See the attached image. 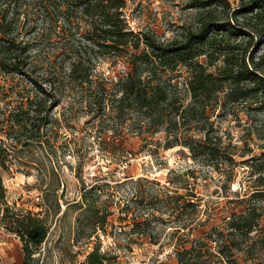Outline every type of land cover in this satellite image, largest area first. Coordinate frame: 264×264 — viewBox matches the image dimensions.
<instances>
[{
	"label": "trees",
	"instance_id": "16d2710c",
	"mask_svg": "<svg viewBox=\"0 0 264 264\" xmlns=\"http://www.w3.org/2000/svg\"><path fill=\"white\" fill-rule=\"evenodd\" d=\"M134 1L0 0V219L21 239L23 264H34L49 225L8 204L4 174L21 171L17 162L37 151L42 158L31 165L41 163L50 178L64 152L83 158L89 146L81 139L104 143L109 133L114 160L127 165L131 137L152 143L163 133L165 149L181 146L196 163L187 176L215 173L231 190L237 166L250 163L255 187L250 197L206 208L193 189L167 193L173 203L184 199L175 230L223 235L214 247L184 243L178 264H264V208L254 201L264 197V157L254 152L264 148V0H192L196 27L168 40L133 27ZM104 61L110 70L99 69ZM83 264L114 263L95 246Z\"/></svg>",
	"mask_w": 264,
	"mask_h": 264
},
{
	"label": "rangeland",
	"instance_id": "374dc122",
	"mask_svg": "<svg viewBox=\"0 0 264 264\" xmlns=\"http://www.w3.org/2000/svg\"><path fill=\"white\" fill-rule=\"evenodd\" d=\"M230 1L232 6L238 4V0ZM191 2L135 0L128 13L136 30H151L162 40H168L196 27L198 11ZM109 67L108 61H104L99 69L110 70ZM124 68L123 64L118 66V70ZM242 116L245 120L246 116ZM84 122L82 118L77 125L82 127ZM234 133L238 139L242 126H235ZM112 135L103 137L104 143L93 136L81 139L80 142L89 146L83 158L79 153H63L60 149L61 163L50 178H45L41 163L31 165L34 163L30 160L42 158L37 151L27 153L30 160L24 159L26 163L17 162L21 171L14 168L4 174L8 204L22 213L32 212L44 218L49 225L46 240L34 254V264H83L95 246L107 253L114 264H178L176 251L184 243L191 247L200 239L214 247L223 235L217 233L207 240L198 227L189 236L175 230V225L182 222L179 210L184 199L173 203L167 193L184 194L193 189L202 197L200 207L206 208L250 197L254 191L247 177L252 169L250 163L237 166L231 190L222 187L221 177L215 173L210 179L187 176L186 169L194 168L196 163L181 146L165 149L163 133L157 134L152 143L139 136L131 137L127 144L132 152L127 153L129 163L120 165L114 160ZM65 141L59 139L60 144ZM254 152L264 157L263 147H256ZM250 157L248 154L244 158ZM254 201L264 208V197L258 196ZM135 221L145 222L133 227ZM25 259L21 239L0 219L1 262L23 264ZM242 259L238 260L247 264Z\"/></svg>",
	"mask_w": 264,
	"mask_h": 264
}]
</instances>
